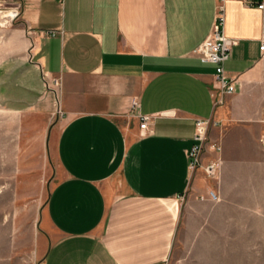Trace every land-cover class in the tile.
Wrapping results in <instances>:
<instances>
[{"label":"crops","instance_id":"obj_1","mask_svg":"<svg viewBox=\"0 0 264 264\" xmlns=\"http://www.w3.org/2000/svg\"><path fill=\"white\" fill-rule=\"evenodd\" d=\"M262 1L18 0L0 92L42 116L58 166L40 264H166L183 203L210 191L218 201L205 202L222 219L264 220ZM219 7L235 42L225 72L238 87L222 99L214 67L195 53ZM52 79L57 98L45 86ZM57 107L64 119L50 130ZM198 119L211 126L202 167L191 171ZM209 163L215 181L203 173Z\"/></svg>","mask_w":264,"mask_h":264},{"label":"rangeland","instance_id":"obj_2","mask_svg":"<svg viewBox=\"0 0 264 264\" xmlns=\"http://www.w3.org/2000/svg\"><path fill=\"white\" fill-rule=\"evenodd\" d=\"M17 5L18 0H0L1 15L9 16L0 26V61L10 53L9 39L19 26ZM50 82L45 86L53 93ZM63 116L57 107L47 127L61 124ZM218 170L214 179L206 178L215 181ZM57 178L56 160L42 137V116L18 110L0 92V264H40V221ZM203 198L191 208L183 203L166 264H264V220L222 219Z\"/></svg>","mask_w":264,"mask_h":264},{"label":"built area","instance_id":"obj_3","mask_svg":"<svg viewBox=\"0 0 264 264\" xmlns=\"http://www.w3.org/2000/svg\"><path fill=\"white\" fill-rule=\"evenodd\" d=\"M256 8L260 10L263 15V34L260 40L259 49L262 53H264V1L257 3ZM224 23V12L222 7H219L215 14L214 22L209 34L195 52L202 63L210 64L214 67L215 79L221 99L223 97L233 95L236 92L235 80L231 79L225 72V64L231 57L232 47L235 45V42L228 39L224 35ZM47 86H49L48 90L52 91L53 94L56 95L60 87V80L52 79L49 84L47 83ZM221 99L218 103H221ZM138 106L139 104L137 99H133L131 102V109L135 110ZM138 120L140 130H146L149 118L139 115ZM209 124V120H196V132L193 138L194 144L191 147L189 155V168L191 171L201 168V156L207 139L206 134ZM261 142L264 143V139H262ZM212 148L216 151H220V147L216 145H213ZM217 170L218 164L216 163H210L203 167L205 177L210 179H214ZM206 198L212 202L218 201V196L213 191H210ZM200 199L202 200L204 198L200 197Z\"/></svg>","mask_w":264,"mask_h":264},{"label":"bare ground","instance_id":"obj_4","mask_svg":"<svg viewBox=\"0 0 264 264\" xmlns=\"http://www.w3.org/2000/svg\"><path fill=\"white\" fill-rule=\"evenodd\" d=\"M8 15H1L0 13V25L5 21V18H7Z\"/></svg>","mask_w":264,"mask_h":264}]
</instances>
